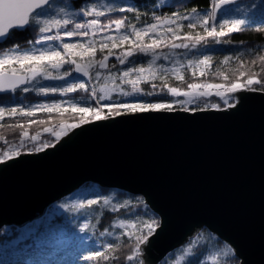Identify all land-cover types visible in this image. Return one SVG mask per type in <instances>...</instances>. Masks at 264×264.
I'll return each mask as SVG.
<instances>
[{
	"label": "snow or ice",
	"instance_id": "obj_1",
	"mask_svg": "<svg viewBox=\"0 0 264 264\" xmlns=\"http://www.w3.org/2000/svg\"><path fill=\"white\" fill-rule=\"evenodd\" d=\"M236 4L237 0H211L210 6L203 11L199 7L168 15H156L153 11L152 22L141 23L140 17L146 13H141L136 4L119 6L84 0L77 9L75 0H64L61 4L57 0H0V42H7L16 31L34 29L39 34L31 50H21L17 44L0 56V92L14 93L19 88L25 93L36 91L46 97L50 94L66 97L82 92L87 93L91 101L80 103L60 99L27 107H0V143L4 145L0 147V165L5 169L17 166L22 156L55 149L75 129L97 124L104 127L101 122H115L117 117L189 113L190 116L179 118L195 120L196 113L215 110L223 118H238L248 99L238 94L264 93V51L246 49L235 56H225L224 65L233 60L237 62L238 75L230 77L218 73L220 83L199 79L205 77L211 68L212 55L188 60L186 65L175 59L178 49L198 50L209 41L230 45L234 42L226 37L231 34L249 30L264 32V0H252L243 15L233 16L232 12L241 10L227 9L226 6ZM129 13L133 14L136 23H129ZM114 15L119 18L113 19ZM243 44L241 41L240 45ZM245 52L254 57L247 64L241 59ZM139 56L148 57L147 63H137ZM113 58L121 66L118 71L112 70L117 68V63H110ZM170 59H175L171 67L160 63ZM185 67L192 69L193 82L186 88L171 86L169 76L183 82ZM257 67L258 71L254 70ZM41 79L63 81V84H33H38ZM144 85H149L151 90L145 91ZM116 95L131 99L117 101L113 99ZM213 95L220 102H207L206 98ZM161 96L171 99H145ZM202 99L205 102L200 106ZM37 113L46 114L47 119H35ZM5 116L24 119L5 125L2 123ZM33 126L42 127L30 133ZM5 128L19 129L18 138L8 141L2 131ZM46 135L51 139L44 138ZM135 191L143 195L127 193V198L117 200L115 194L94 192L91 194L93 198L85 196L66 200L60 205L73 211L74 219L83 217L84 222L79 224L81 232H95L105 209H110L113 214L124 210L132 217L116 220L114 227L121 232L115 242L104 244L100 250L85 249L87 255H80L82 264L117 261L124 237L130 242L126 256L128 264H147L145 247L167 229L168 221L150 205L148 190ZM97 210L99 215L94 223L91 213ZM212 227L208 222L195 221L189 228V232L195 230L194 233L187 236L175 258L166 264H254L242 241L230 237L221 240L209 231ZM105 234L112 235L107 229L101 233ZM260 242L264 248V228Z\"/></svg>",
	"mask_w": 264,
	"mask_h": 264
},
{
	"label": "water",
	"instance_id": "obj_2",
	"mask_svg": "<svg viewBox=\"0 0 264 264\" xmlns=\"http://www.w3.org/2000/svg\"><path fill=\"white\" fill-rule=\"evenodd\" d=\"M238 95L248 97L238 118L215 110L195 120L179 118L189 113L117 117L75 129L17 166L0 165V228L24 225L92 181L135 195L146 189L167 217V229L145 247L147 264L186 243L195 221L212 224L221 240L242 241L254 264H264V93Z\"/></svg>",
	"mask_w": 264,
	"mask_h": 264
},
{
	"label": "trees",
	"instance_id": "obj_3",
	"mask_svg": "<svg viewBox=\"0 0 264 264\" xmlns=\"http://www.w3.org/2000/svg\"><path fill=\"white\" fill-rule=\"evenodd\" d=\"M62 1L64 0H57ZM127 2V5L136 4L139 7L141 13H146L141 15L140 21L141 23H150L152 22V13L155 12L156 15H168L174 11H180L181 13L185 11H190L192 7H199L201 11L208 8L210 6L211 0H165L164 2L161 0H124ZM248 0H237V3L246 2ZM69 2H72L69 0ZM84 3V0L75 1L76 8H79ZM122 15V14H121ZM128 21L129 23H136V19L133 14L129 13ZM119 18L114 15L113 19ZM106 22V21H105ZM187 31V29H185ZM227 39H231L234 43L230 45L226 44H216L212 41H209L207 45H201L199 49L206 48L209 49L211 55L213 56V62L211 68L206 72L205 77L199 78V72H197V77L199 79H208L215 83H220L221 79L218 73H224L229 75L230 77H234L238 75L236 69L238 64L235 60L230 61L228 65H224L222 63L223 58L225 56H235L246 49H255L257 52L264 51V32H257L254 30H249L242 33H234L231 34L230 37H226ZM39 39V34L34 29H29L25 31H16L11 37L7 40V42H3L0 44V49H14L15 45L19 44L21 49H25L30 47L35 40ZM243 41V46L240 45V42ZM243 48L242 51H239L238 48ZM177 51H186L185 49H178ZM254 57L247 54L241 57L243 61L247 64ZM137 63L140 61H145L146 57L139 56L136 58ZM110 63H117L113 58ZM117 67L121 68L118 65ZM254 70L258 71V67ZM184 81H178L173 76H169L168 83L173 87H181L186 88L188 83L193 82L192 70L190 68H186L184 70ZM199 79L197 82H199ZM157 84H160V81H157ZM145 91H150L149 85H144ZM14 94H16L14 96ZM21 91L17 90L14 93L4 94L0 93V103H6L13 101V98L20 99ZM75 95L73 97L82 98L88 97L87 93H73L69 94V96ZM64 96H60L59 94H50L49 96H43L36 92H29L24 95V98L33 102V101H41V100H58L63 98ZM171 99L168 96L161 97H145L147 100H156V99ZM207 102H220L219 98L213 95L212 97L206 98ZM91 102V101H90ZM205 102L204 99L200 101V106H203ZM55 118V117H54ZM22 117H5L2 123L5 125L15 124L17 121L23 120ZM35 119H47L46 114L37 113ZM38 127L42 126H33L29 129L30 133H34L38 130ZM6 139L8 141H13L18 138L19 129H9L5 128L2 130ZM44 138L51 139L50 136H45ZM0 147H4L2 143H0ZM85 187L88 189H92L93 193H102L104 195L114 193L119 200H123L126 197L125 194L129 193L125 190L119 188H105L101 185L89 181L84 183ZM92 197V195H91ZM61 198L58 201H61ZM52 204L48 206V214L41 219V223L36 226V229L26 235L24 231H22L19 225H6L5 228L0 229V264H82L80 261V255L83 253L87 255L85 249H89L87 244H70L67 245L63 250H52L50 246L47 244L48 241H55L56 239L65 238L68 236H74L78 232L79 224L83 223L84 219L81 217L79 220L74 219L75 213L73 211L64 210L63 212H52L50 210ZM99 215V211H95L91 213L93 218V222L95 223V217ZM39 215L38 217H40ZM118 217H129L132 218L130 213H126L122 210L118 214L111 213L110 209H105L103 216L100 217V224L97 225L96 231L91 232L87 231L92 240L100 239H108L109 242H115V238L109 239V235H101V233L105 232L107 229L108 232L113 230V222ZM28 223V222H27ZM9 227L14 231V233H6L5 230ZM7 231V230H6ZM210 231V230H209ZM211 232V231H210ZM213 233V232H212ZM214 234V233H213ZM20 236L21 238L15 241L16 236ZM216 235V234H214ZM217 236V235H216ZM103 238V239H102ZM105 241V240H104ZM129 244L127 237H124L123 245L117 255L119 259L117 261L106 262L100 261L99 264H128L126 260V256L129 254ZM97 249V248H94ZM100 250V249H97ZM175 251V250H174ZM174 251L170 252L159 264H166L169 258L174 255ZM207 255V253L205 254Z\"/></svg>",
	"mask_w": 264,
	"mask_h": 264
},
{
	"label": "rangeland",
	"instance_id": "obj_4",
	"mask_svg": "<svg viewBox=\"0 0 264 264\" xmlns=\"http://www.w3.org/2000/svg\"><path fill=\"white\" fill-rule=\"evenodd\" d=\"M161 1H165V0H161ZM97 2L99 3H115L119 6H127V2L124 1V0H97ZM58 4H61L63 3L62 1H57ZM252 3V0H248L246 2H240V3H237L236 5H229V6H226L227 9H240L241 11L239 12H232V15L233 16H237V15H243V11L247 9V6ZM78 9V8H77ZM33 47V44L28 47V48H25V49H21V50H31ZM39 47V46H37ZM12 48L10 49H7V50H2L0 49V56H3L5 53H7L9 50H11ZM239 51H242L243 48L239 47L238 48ZM167 51V50H165ZM177 51V50H176ZM205 54H208V55H211V52L209 51V49H206V48H202V49H198V50H186V51H177V57L175 59H179V61L183 64H187V61L188 60H191V59H198V58H202L203 55ZM175 59H170L169 61H164V60H161L160 63H163L166 67H171L172 66V63L175 62ZM147 60H148V57H146V60L145 61H140L139 63H147ZM188 68V67H185L183 69V74H184V70ZM191 69V68H190ZM113 71H118L120 70V68H115V69H112ZM192 70V69H191ZM197 72H199V69H197ZM34 85L36 86H59L61 84H63V81H53V80H43L41 79L39 81V83L37 84V82H33ZM29 87H33V85H29ZM17 90H20L21 91V94H20V99H16L15 97L13 98V101L11 102H6V103H0V107H15L17 105H24V106H32V105H36V104H40V103H45V102H52L53 100H41V101H29L27 99L24 98V95L29 93H25L23 92L21 89H17ZM16 90V91H17ZM32 92V91H30ZM33 92H36V91H33ZM13 93V92H12ZM37 93V92H36ZM10 94V93H9ZM16 94H14L15 96ZM75 95H72V96H66V97H63V98H60V99H63V100H71V101H74V102H80V103H90V100L88 97H82V98H76V97H73ZM58 99V100H60ZM114 100H127V99H131V98H126V97H120L119 95H116L113 97ZM180 99H184L183 97H181ZM7 117V116H5ZM93 193V190L92 189H88L85 187V185L83 184L82 186H80L79 188L75 189L74 191H72L70 194H68L67 196L63 197V199L61 201H56L52 204V207L50 210H52V212H63L65 209L61 208L60 205L62 203H64L66 200H75L77 198H84L85 196H87L88 198H93L91 197V194ZM114 193H110V194H107V195H113ZM116 199L119 200L117 198V196L115 195ZM48 210L46 209V211L41 214L40 217H37L31 221H29L28 223H25L24 225L21 226V230L24 231V233L26 235L32 233L35 229H36V226L41 223V219L44 218L43 215H47L48 213ZM127 219H131L129 217H126ZM126 218H123V217H118L117 219H126ZM116 219V220H117ZM116 220L113 222V227L115 225V222ZM84 222V221H83ZM5 228V227H3ZM2 228V229H3ZM1 229V228H0ZM7 230V231H6ZM5 230V232L7 233H14V231H12V229H10L9 227H7V229ZM120 232L121 230L119 228H116L114 227L113 230L110 232L112 233V235L110 237H108L109 239L111 238H116L117 236L120 235ZM17 238H15L17 241L18 239H20L21 237L18 235L16 236ZM81 237H83L84 239L82 240ZM103 239V238H102ZM105 240V241H104ZM81 244V243H85L88 245V247L90 248H97V249H102L103 245L106 244V243H110L108 239H103L100 240V239H96V240H92V238H90V235L88 232H81L80 229H78V232L76 233V235L74 236H68V237H65V238H61V239H56L54 242L53 241H48V245L50 246V248L52 250H63L67 245H70V244ZM185 244V243H184ZM183 244V245H184ZM182 245V246H183ZM181 246V247H182ZM177 248L175 249L174 251V255L168 259L171 260V259H174L175 258V253L178 252V250L181 248Z\"/></svg>",
	"mask_w": 264,
	"mask_h": 264
}]
</instances>
